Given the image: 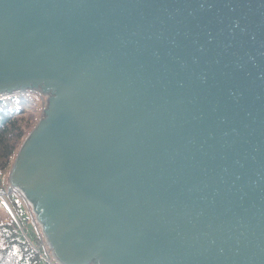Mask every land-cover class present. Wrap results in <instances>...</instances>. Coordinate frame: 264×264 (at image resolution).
Returning a JSON list of instances; mask_svg holds the SVG:
<instances>
[{
	"label": "water",
	"instance_id": "water-1",
	"mask_svg": "<svg viewBox=\"0 0 264 264\" xmlns=\"http://www.w3.org/2000/svg\"><path fill=\"white\" fill-rule=\"evenodd\" d=\"M34 90L10 183L57 262L264 264V0H0Z\"/></svg>",
	"mask_w": 264,
	"mask_h": 264
},
{
	"label": "trees",
	"instance_id": "trees-1",
	"mask_svg": "<svg viewBox=\"0 0 264 264\" xmlns=\"http://www.w3.org/2000/svg\"><path fill=\"white\" fill-rule=\"evenodd\" d=\"M35 97L30 92L0 95V196L5 197L1 187L3 179L10 174L12 164L24 140L29 136L28 129L34 123L33 119H28L26 116L30 109L37 107ZM33 118L35 119V114ZM7 201L14 216L11 223H5L0 227L5 241V245L0 246V264H41L46 260L45 254L24 229L18 215V204L8 198ZM35 224L37 226L36 221ZM38 232V237L42 239L40 228Z\"/></svg>",
	"mask_w": 264,
	"mask_h": 264
},
{
	"label": "rangeland",
	"instance_id": "rangeland-1",
	"mask_svg": "<svg viewBox=\"0 0 264 264\" xmlns=\"http://www.w3.org/2000/svg\"><path fill=\"white\" fill-rule=\"evenodd\" d=\"M25 92H30L31 94L35 95L36 99H34V100H36V104H37L36 105L37 107L35 109H30V112L27 113V116H26L28 119L34 120V123L28 129V134L30 135L31 132L36 128V126L38 125L40 120L44 118V116H45L44 111L48 107V101H49L50 95H46L42 91H39V90L25 91ZM33 114H35V119L33 118ZM16 158H17V156H16ZM16 158L14 161H16ZM13 166H14V164H12V168H13ZM12 168L9 172L10 174H11ZM10 174H7V176L3 179V182L1 185V187L3 188V190L5 192V197L0 196V227H1V225L5 224V223H9V222L11 223L12 218L14 216V212H13L12 208L10 207V205L8 204V201H7V198H8L9 200H12L13 203L16 202L18 204L19 218L21 220V223L23 224L24 229L29 234L31 240L36 244V246L45 255H48V253H49V255L51 257V261H48L46 259L45 261H42L41 264H60L54 258L52 250L49 247V244L47 243L44 235H43L44 242L42 241V239L40 237H38L39 232H38V228H37L35 221H34L35 217L33 218L34 214L32 212V209H31L29 203L27 202V200L22 195V193L11 186ZM11 189H13V190H11ZM14 206H15V204H14ZM39 228H40L41 232L43 233L42 227L40 225H39ZM41 236H42V234H41ZM4 245H5V241H4L3 236L1 234V231H0V246H4Z\"/></svg>",
	"mask_w": 264,
	"mask_h": 264
},
{
	"label": "built area",
	"instance_id": "built-area-1",
	"mask_svg": "<svg viewBox=\"0 0 264 264\" xmlns=\"http://www.w3.org/2000/svg\"><path fill=\"white\" fill-rule=\"evenodd\" d=\"M43 239V238H42ZM43 242H44V239H43ZM45 244V243H44ZM45 259H47L48 261H51V257H50V255H49V253H48V255H45Z\"/></svg>",
	"mask_w": 264,
	"mask_h": 264
}]
</instances>
